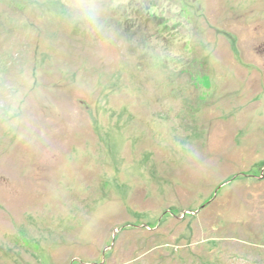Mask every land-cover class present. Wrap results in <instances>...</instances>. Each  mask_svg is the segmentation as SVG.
I'll return each instance as SVG.
<instances>
[{"label": "rangeland", "instance_id": "obj_1", "mask_svg": "<svg viewBox=\"0 0 264 264\" xmlns=\"http://www.w3.org/2000/svg\"><path fill=\"white\" fill-rule=\"evenodd\" d=\"M0 264H264V0H0Z\"/></svg>", "mask_w": 264, "mask_h": 264}, {"label": "trees", "instance_id": "obj_2", "mask_svg": "<svg viewBox=\"0 0 264 264\" xmlns=\"http://www.w3.org/2000/svg\"><path fill=\"white\" fill-rule=\"evenodd\" d=\"M18 7H19L20 9H19ZM13 8H14V9H13ZM11 9H12V10H15V11H17V10H18V11H19V10H22V11H23L24 8H23V6H21V5H18V6H17V4H14V5H12ZM21 13H22V15H23L24 12H21ZM17 16L20 17L19 14H18V12H17ZM14 19H15V18H14ZM16 19H17V18H16ZM15 25H16V27L18 28V22H16V20H15Z\"/></svg>", "mask_w": 264, "mask_h": 264}]
</instances>
